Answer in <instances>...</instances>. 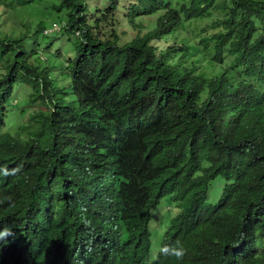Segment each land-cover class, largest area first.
<instances>
[{
  "label": "trees",
  "instance_id": "16d2710c",
  "mask_svg": "<svg viewBox=\"0 0 264 264\" xmlns=\"http://www.w3.org/2000/svg\"><path fill=\"white\" fill-rule=\"evenodd\" d=\"M107 2L0 34V264H264V0Z\"/></svg>",
  "mask_w": 264,
  "mask_h": 264
},
{
  "label": "rangeland",
  "instance_id": "374dc122",
  "mask_svg": "<svg viewBox=\"0 0 264 264\" xmlns=\"http://www.w3.org/2000/svg\"><path fill=\"white\" fill-rule=\"evenodd\" d=\"M8 3H12L13 5H17V0H6ZM21 1H33V0H21ZM90 5H94L95 3L98 5L101 1H104L106 3L107 0H87ZM130 1L135 0H122L124 3L123 6L127 7ZM183 0H171L172 5H176V7H179ZM32 3V2H31ZM50 4V0H37L32 5L26 7H19L16 11L13 12L11 21L7 22L4 26L0 28V34H10L14 33V35H17L21 30V26L25 23L33 22L43 12V8L48 6ZM206 19H200L197 21H191L187 22L178 29L174 34L168 36L165 41L168 43H177L178 41H185L187 45H196L197 42V35L199 33V30L202 25L206 23ZM147 23V22H146ZM56 30L60 29V26H55ZM125 29V28H124ZM55 30V29H54ZM54 30L47 32V34L54 33ZM126 31V29H125ZM129 35H132L133 32H131L129 29L127 30ZM54 35V34H53ZM164 41V42H165ZM54 43V42H53ZM64 42H62V45ZM163 44V43H161ZM61 42H55V46H60ZM61 45V46H62ZM64 55L68 53V51L63 52ZM70 53V52H69ZM13 103H15V100H13ZM161 204L155 211L151 213L152 218V224L156 225L155 227L160 230V233L162 231H166L168 227V220L165 217V214L169 211L166 205ZM175 208L174 211L175 212ZM164 234V233H163ZM153 242L156 245L159 243L158 235L154 232L153 233Z\"/></svg>",
  "mask_w": 264,
  "mask_h": 264
},
{
  "label": "clouds",
  "instance_id": "9594fccd",
  "mask_svg": "<svg viewBox=\"0 0 264 264\" xmlns=\"http://www.w3.org/2000/svg\"><path fill=\"white\" fill-rule=\"evenodd\" d=\"M51 30H53V27L49 31ZM8 235H11V231L9 228L5 227L3 229H0V240L4 239ZM158 251H159V255L161 256H169L175 258L177 261H181L185 256L186 250L179 241H175L173 243H166L161 245ZM88 252L90 253L88 254V258L92 260L91 250H88ZM155 258H156L155 256L152 257V259ZM58 259H56L57 264H89L85 259H83L81 255L76 253L75 254L70 253L65 258H58Z\"/></svg>",
  "mask_w": 264,
  "mask_h": 264
},
{
  "label": "built area",
  "instance_id": "2783aa9c",
  "mask_svg": "<svg viewBox=\"0 0 264 264\" xmlns=\"http://www.w3.org/2000/svg\"><path fill=\"white\" fill-rule=\"evenodd\" d=\"M56 29L55 25L53 26V30Z\"/></svg>",
  "mask_w": 264,
  "mask_h": 264
}]
</instances>
